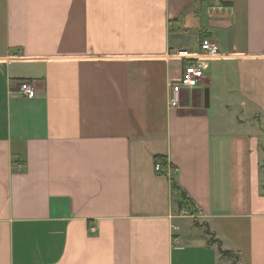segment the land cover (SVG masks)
<instances>
[{"label": "crops", "instance_id": "1", "mask_svg": "<svg viewBox=\"0 0 264 264\" xmlns=\"http://www.w3.org/2000/svg\"><path fill=\"white\" fill-rule=\"evenodd\" d=\"M193 29L220 55L178 88ZM220 245L264 264V0H0V264H232Z\"/></svg>", "mask_w": 264, "mask_h": 264}, {"label": "built area", "instance_id": "2", "mask_svg": "<svg viewBox=\"0 0 264 264\" xmlns=\"http://www.w3.org/2000/svg\"><path fill=\"white\" fill-rule=\"evenodd\" d=\"M220 55V45L217 40L213 38H204L192 47H179L172 49L170 56L184 62V75L180 79L179 83L175 86H186L189 89L195 88L201 78L204 76L206 68L205 60L218 57ZM19 92L28 98L35 96V86L30 81H23L19 84ZM179 101L178 92L172 98L171 105L176 106ZM166 169V170H165ZM155 170L162 172L170 176L173 173V169L170 165L164 166L162 162H156ZM186 209L181 210V214H186ZM173 230H178L177 225H172Z\"/></svg>", "mask_w": 264, "mask_h": 264}, {"label": "trees", "instance_id": "3", "mask_svg": "<svg viewBox=\"0 0 264 264\" xmlns=\"http://www.w3.org/2000/svg\"><path fill=\"white\" fill-rule=\"evenodd\" d=\"M196 1H198L202 6H204L209 0H196ZM170 27H171L172 33L181 34L183 32L179 20L172 21L170 24ZM200 34H201V39L213 38L209 34V32L206 30L201 31ZM156 161L162 162L165 167H167V165H168L167 158H165V157L157 156ZM170 166L174 170V172L170 175V178H171L172 189L177 193L179 211L182 209H186V211L189 214L196 216L198 208H197L195 202L193 201V199L190 196H188L186 191L184 189H182V187L177 183V181L175 179V169H176L175 166H173V165H170ZM208 233L211 234L210 232H208ZM212 240H213V238H212ZM220 250H221L222 254L227 255V256L232 258V264H238L239 255L237 253L229 251V250H223L221 248V245H220Z\"/></svg>", "mask_w": 264, "mask_h": 264}, {"label": "rangeland", "instance_id": "4", "mask_svg": "<svg viewBox=\"0 0 264 264\" xmlns=\"http://www.w3.org/2000/svg\"><path fill=\"white\" fill-rule=\"evenodd\" d=\"M197 31L199 32V30H195L193 29L192 33L189 35H192L190 37L187 38V40L182 41L178 46L180 47H192L194 45H196L197 43H199V41L201 40V34H198ZM204 31V30H203Z\"/></svg>", "mask_w": 264, "mask_h": 264}, {"label": "water", "instance_id": "5", "mask_svg": "<svg viewBox=\"0 0 264 264\" xmlns=\"http://www.w3.org/2000/svg\"><path fill=\"white\" fill-rule=\"evenodd\" d=\"M209 100H210L209 90L206 89V91H205V104H206V106H209Z\"/></svg>", "mask_w": 264, "mask_h": 264}]
</instances>
